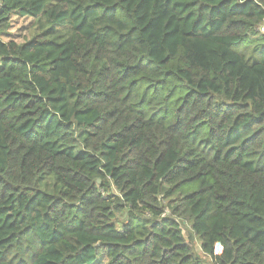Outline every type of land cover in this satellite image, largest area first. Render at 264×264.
I'll return each instance as SVG.
<instances>
[{
	"label": "trees",
	"instance_id": "trees-1",
	"mask_svg": "<svg viewBox=\"0 0 264 264\" xmlns=\"http://www.w3.org/2000/svg\"><path fill=\"white\" fill-rule=\"evenodd\" d=\"M103 261L264 264V0H0V264Z\"/></svg>",
	"mask_w": 264,
	"mask_h": 264
},
{
	"label": "built area",
	"instance_id": "built-area-1",
	"mask_svg": "<svg viewBox=\"0 0 264 264\" xmlns=\"http://www.w3.org/2000/svg\"><path fill=\"white\" fill-rule=\"evenodd\" d=\"M219 253H221V247L219 245H217L215 247V254H219Z\"/></svg>",
	"mask_w": 264,
	"mask_h": 264
},
{
	"label": "rangeland",
	"instance_id": "rangeland-1",
	"mask_svg": "<svg viewBox=\"0 0 264 264\" xmlns=\"http://www.w3.org/2000/svg\"><path fill=\"white\" fill-rule=\"evenodd\" d=\"M98 264H105V261H103V262H100V263H98Z\"/></svg>",
	"mask_w": 264,
	"mask_h": 264
}]
</instances>
